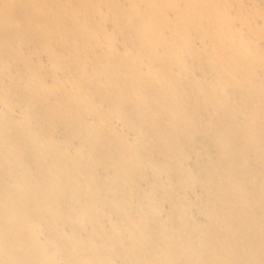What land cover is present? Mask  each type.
I'll list each match as a JSON object with an SVG mask.
<instances>
[{
	"label": "bare ground",
	"instance_id": "1",
	"mask_svg": "<svg viewBox=\"0 0 264 264\" xmlns=\"http://www.w3.org/2000/svg\"><path fill=\"white\" fill-rule=\"evenodd\" d=\"M0 264H264V0H0Z\"/></svg>",
	"mask_w": 264,
	"mask_h": 264
}]
</instances>
